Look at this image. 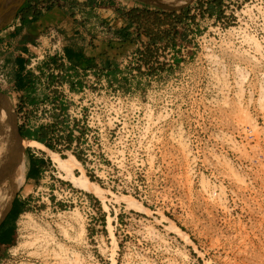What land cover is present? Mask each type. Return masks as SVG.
<instances>
[{"label":"rangeland","instance_id":"374dc122","mask_svg":"<svg viewBox=\"0 0 264 264\" xmlns=\"http://www.w3.org/2000/svg\"><path fill=\"white\" fill-rule=\"evenodd\" d=\"M110 1L136 9L147 42L146 26L163 39L143 57L127 49L110 74L71 82L70 99L59 85L50 97L35 85L30 101L0 89L17 127L51 123L48 149L101 191L74 187L46 151L15 138L24 164L33 151L46 163L14 193L26 199L13 220L23 248L0 264H264V0H216L211 13L210 0ZM185 7L177 22L171 12ZM80 113L87 136L58 145Z\"/></svg>","mask_w":264,"mask_h":264},{"label":"crops","instance_id":"0c3cea01","mask_svg":"<svg viewBox=\"0 0 264 264\" xmlns=\"http://www.w3.org/2000/svg\"><path fill=\"white\" fill-rule=\"evenodd\" d=\"M32 14L38 15L28 23L19 16L0 30V72L8 81L22 82L17 88L29 101L35 84L32 76L24 69L25 55L42 31L51 25L58 26L65 36V54L72 67L81 71L93 70L97 75L109 72L117 64L115 59L121 57L127 49H137L146 38L139 33L136 23L129 19L128 10L119 7L110 0H56L42 11L32 6ZM128 38L122 39L117 31L126 28ZM79 70L72 71L76 80ZM80 85L81 82L78 81ZM75 86V85H74ZM76 88V86H75ZM43 161L33 151L24 164L26 182L38 180L40 172L38 162ZM25 196L15 195L7 213L0 222V259L4 257L15 241V220L24 211Z\"/></svg>","mask_w":264,"mask_h":264},{"label":"built area","instance_id":"2783aa9c","mask_svg":"<svg viewBox=\"0 0 264 264\" xmlns=\"http://www.w3.org/2000/svg\"><path fill=\"white\" fill-rule=\"evenodd\" d=\"M56 0H29L32 6H35L37 11H42L47 5L54 3ZM65 36L62 30L58 26H48L46 27L42 33L37 37L35 42L31 45L30 52L25 55V66L24 69L26 72H29L32 76V80L34 84L38 87L36 92H38V96L41 95L40 91L45 94V97H50V92L48 90L49 87H64V97L70 96L74 93V85L71 82L80 81L84 82L82 78H94L98 77L95 71L86 70L81 71L76 67H72L69 60L66 58L65 54ZM147 47L146 43H141L137 46V49L133 56L143 57L144 50ZM131 55V56H132ZM129 57V56H128ZM130 58V57H129ZM79 70L78 78L75 80L71 73L73 70ZM72 80V81H70ZM56 85V86H54ZM46 86V93L44 89L41 87ZM73 87V88H72ZM84 86L82 87V89ZM0 89L6 92L8 95L13 97L15 94L18 95V99L23 94L17 89L15 84L8 81L6 76L0 72ZM81 93V92H80ZM24 109V108H23ZM76 123L72 122L69 126V129L66 132L69 134V137H61L57 139L59 142L58 145L62 144V146H74L77 144L76 138L80 135L82 130L85 131L84 135L87 136L86 132L91 129V123L87 118V115H83L80 113V118H76ZM55 123V121H50ZM20 127L27 130H34L40 126H43L50 131V124H40V125H32V121L26 119L23 123L20 122ZM96 130L99 128L97 124L94 126ZM97 134V133H96ZM50 135L48 134V137ZM53 140V139H52ZM52 143H55L53 140Z\"/></svg>","mask_w":264,"mask_h":264},{"label":"bare ground","instance_id":"6f19581e","mask_svg":"<svg viewBox=\"0 0 264 264\" xmlns=\"http://www.w3.org/2000/svg\"><path fill=\"white\" fill-rule=\"evenodd\" d=\"M156 1H158V3H160V4H163V1H167V0H156ZM180 1H184V0H172V3H176V2L178 3ZM250 40L253 41L254 45L255 44L258 45V43L254 39L250 38ZM250 40H249V43H250ZM20 144L22 146L35 147V148L41 149L43 151H46L52 157V159L54 161H57V162H59L61 164V169L65 172L64 173V178L67 179L74 187H76L78 189H82V190L88 191V192H91L95 196H101V191L98 188L96 183L89 181L84 175H83V177H78L74 173V171H73L74 168L76 166L80 167V163L79 162H77L75 160L61 158L56 153L50 151L44 144H42L40 142H37V141H35L33 139L23 138V140L20 142ZM21 149H22V147H21ZM0 152H1L0 155H2L1 161H0V220H1L4 217V215L7 213L8 209H9V206H10V203L12 201V198L14 196V193H15L17 187L20 186V184L22 183L23 178H24V163H23V160L21 159V156L19 155V151H18V148H17V142L15 141V138H14L12 124H11V119H10V113L8 111L7 106L3 105L1 102H0ZM80 170H82V169H80ZM70 213L72 215H75L76 219L78 218L77 220L80 223V225L77 224L79 226V229H80L78 235H81L82 232H84V226H83L84 224H82L83 220L82 219H81L82 221L80 220L79 214H78L79 212L76 209H73L72 211H70ZM23 217L26 218L25 221H23V222L21 221L24 228L25 227L27 228V226L32 225V223L34 222L33 216L30 213H26ZM61 217H63L62 214H61ZM75 218L73 217V220ZM78 221H76L75 223H77ZM19 223H20V221H19ZM35 223H37V222H35ZM37 224H39V223H37ZM48 226H46V227H48ZM31 227H33V226H31ZM39 228H41V227H39ZM42 229H43V227L41 228V230ZM35 232H37V229H36ZM46 232H48V231H46ZM42 233L44 234V231ZM75 233H76V231H75ZM111 234H112V232H111ZM35 235H34V237H37ZM83 235L81 237H83ZM50 236H51V234H50ZM75 237H77V236H75ZM31 238H32V236H31ZM37 238H35V240ZM48 239L50 240V238H48ZM79 239L80 238H78V240ZM23 241L24 240H22V241L20 240L18 242V244L15 245L12 248L13 251H16L17 249H19V247L23 246ZM37 241H39V240H37ZM50 242L51 241H49V245H50ZM28 243H29V241H28ZM43 243L44 242H41V244H43ZM35 244H37V243H35ZM45 244H46V242L44 243V246H45ZM27 245L25 244V246H27ZM25 246H24V248H26ZM40 247H42V246L40 245ZM21 248H23V247H21ZM43 249L45 250V248H43Z\"/></svg>","mask_w":264,"mask_h":264},{"label":"trees","instance_id":"16d2710c","mask_svg":"<svg viewBox=\"0 0 264 264\" xmlns=\"http://www.w3.org/2000/svg\"><path fill=\"white\" fill-rule=\"evenodd\" d=\"M212 2H216V0H210L207 4V12L211 13L212 10L214 9L213 7V4ZM219 5V3L217 4ZM32 11V7H31V4L29 2V0H27L23 5L22 7L18 10V13H17V16H19L21 18V20L24 22V23H28L30 22L31 20H33L37 15L38 13H33L32 14V17L31 18H28V16L30 15V12ZM136 12V9H132L130 10V12L128 13V16H129V19L133 21L135 20L137 23H139V15H136L135 14ZM188 12V7H185V8H182L181 9V14L179 15H176L175 12H171L170 15H173L175 16V18L177 19V22H181V20L183 19V17L186 16V13ZM157 19L155 18V21ZM139 25V24H138ZM146 36L148 37V42H147V47H146V50L148 49V46L149 45H154L158 42H160L163 38L156 35L152 29H150L148 26L145 27V32ZM117 34L122 38V39H126L128 38V33H127V27L126 28H123L119 31H117ZM112 69L109 70V72L107 73H111ZM17 88H20L22 86V82L19 80L17 81V83L15 84ZM73 88V87H72ZM19 134L22 136V137H25V138H28V139H33L37 142H40L42 144H44L47 148L51 149L52 151L53 150H56V146L50 141L48 140V129L43 127V126H40L38 127L37 129H34V130H27V129H23L22 127H19ZM75 155V158L79 161L81 160L80 156L78 154H74ZM46 162L43 160V161H39L38 162V170L41 171L42 169V166L45 164ZM14 246V245H13Z\"/></svg>","mask_w":264,"mask_h":264},{"label":"water","instance_id":"95a60500","mask_svg":"<svg viewBox=\"0 0 264 264\" xmlns=\"http://www.w3.org/2000/svg\"><path fill=\"white\" fill-rule=\"evenodd\" d=\"M26 1L27 0H0V30L10 24L17 17L18 10ZM1 103L5 105L4 102ZM10 119L14 138H17V140L21 142L23 137L19 134V129L16 125V122L13 118ZM17 148L19 151L18 145Z\"/></svg>","mask_w":264,"mask_h":264},{"label":"flooded vegetation","instance_id":"af4514ba","mask_svg":"<svg viewBox=\"0 0 264 264\" xmlns=\"http://www.w3.org/2000/svg\"><path fill=\"white\" fill-rule=\"evenodd\" d=\"M0 154H1V152H0ZM1 157H2V155H0V161H1Z\"/></svg>","mask_w":264,"mask_h":264}]
</instances>
